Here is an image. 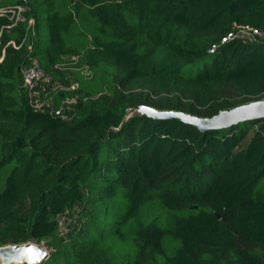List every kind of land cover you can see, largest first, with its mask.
Listing matches in <instances>:
<instances>
[{"label":"trees","instance_id":"16d2710c","mask_svg":"<svg viewBox=\"0 0 264 264\" xmlns=\"http://www.w3.org/2000/svg\"><path fill=\"white\" fill-rule=\"evenodd\" d=\"M0 10V247L37 243L43 264H264V120L201 132L127 119L141 106L212 118L264 100V0ZM235 25L263 36L224 41ZM35 59L54 83H79L55 106L76 95L71 119L32 106L22 67Z\"/></svg>","mask_w":264,"mask_h":264},{"label":"water","instance_id":"95a60500","mask_svg":"<svg viewBox=\"0 0 264 264\" xmlns=\"http://www.w3.org/2000/svg\"><path fill=\"white\" fill-rule=\"evenodd\" d=\"M134 113L156 120L178 119L196 127L201 132H207L228 129L249 121L264 120V100L223 111L212 118H200L183 112L158 111L147 106L137 108L130 113L129 117ZM48 255L49 251L46 247L34 242L2 246L0 247V264H43Z\"/></svg>","mask_w":264,"mask_h":264},{"label":"built area","instance_id":"2783aa9c","mask_svg":"<svg viewBox=\"0 0 264 264\" xmlns=\"http://www.w3.org/2000/svg\"><path fill=\"white\" fill-rule=\"evenodd\" d=\"M2 10H0L1 12ZM23 8L17 7V12L12 10V14H16V21L23 20L22 12ZM30 25L33 26V20L30 21ZM263 36V32L257 28L251 26L235 25L232 33L224 40L241 39L248 42H255ZM79 58L73 56L69 62V65L73 66L78 62ZM1 61V59H0ZM22 74L25 86L30 96V102L34 109L38 111L50 110L51 113L61 116L64 119H71L76 115L74 104L77 103L78 97L63 98L61 105L58 109L55 108L57 98L60 93L75 92L80 88L79 83H73L71 86H65L60 83H54L52 78L48 76L40 67L38 60H32L28 65L22 67ZM86 77H91V72L86 68L83 71ZM129 117V115H128ZM127 117V119H128Z\"/></svg>","mask_w":264,"mask_h":264},{"label":"rangeland","instance_id":"374dc122","mask_svg":"<svg viewBox=\"0 0 264 264\" xmlns=\"http://www.w3.org/2000/svg\"><path fill=\"white\" fill-rule=\"evenodd\" d=\"M251 138H252V134L249 135V136L245 139V141H244L243 144L238 148V150H240L241 148H245L246 145L248 144L249 140H251ZM60 225L63 226V221H62V220H61Z\"/></svg>","mask_w":264,"mask_h":264}]
</instances>
